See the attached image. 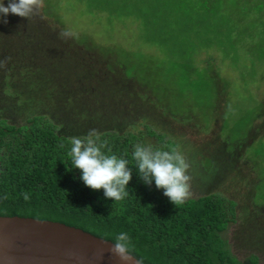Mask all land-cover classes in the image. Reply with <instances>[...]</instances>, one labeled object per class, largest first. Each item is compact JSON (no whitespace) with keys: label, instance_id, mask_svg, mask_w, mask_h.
Wrapping results in <instances>:
<instances>
[{"label":"rangeland","instance_id":"1","mask_svg":"<svg viewBox=\"0 0 264 264\" xmlns=\"http://www.w3.org/2000/svg\"><path fill=\"white\" fill-rule=\"evenodd\" d=\"M171 1L44 0L29 20L0 14V117L46 115L70 137L153 125L191 164L189 198L238 202L233 249L264 264V25L227 54Z\"/></svg>","mask_w":264,"mask_h":264},{"label":"trees","instance_id":"2","mask_svg":"<svg viewBox=\"0 0 264 264\" xmlns=\"http://www.w3.org/2000/svg\"><path fill=\"white\" fill-rule=\"evenodd\" d=\"M192 1L172 0L170 7H177L175 13L188 24H205L215 35L212 45L227 54L238 53L246 36L254 34L252 22L264 25V0H232L238 3L230 6L224 0H198V5L195 0L194 6ZM189 46L194 55L197 48ZM98 132L100 140L107 141L103 151L110 148L129 160L132 178L123 200L108 199L103 189L84 184L81 170L67 155L70 136L60 133L53 119L38 114L15 125L0 117V216L59 221L113 242L126 232L133 246L130 254L142 264H263L260 255L242 259L233 249L228 233L238 222L235 199L210 193L175 206L154 180L151 185L142 180L132 158L134 145H148L144 137L149 136L155 139L154 148L179 149L173 138L150 124L139 132ZM22 193L30 198L25 200Z\"/></svg>","mask_w":264,"mask_h":264},{"label":"clouds","instance_id":"3","mask_svg":"<svg viewBox=\"0 0 264 264\" xmlns=\"http://www.w3.org/2000/svg\"><path fill=\"white\" fill-rule=\"evenodd\" d=\"M44 6V0H9L7 6L0 0V14L6 16L9 13L26 17L40 15ZM7 23L5 19L3 21ZM62 36L71 35L64 32ZM70 150L67 155L72 165L81 170L84 184L93 190L103 189L104 196L113 201L123 200L128 196V184L132 178V170L128 167L129 160L107 153V141L100 140L97 129H90L84 136L70 137ZM61 148L64 144L60 145ZM132 158L136 162L142 180L151 185L155 181L158 189H163L164 195L175 205L183 204L191 196V182L193 177L189 173L191 164L187 156L176 147L169 150L154 148L151 144L137 143L134 145ZM25 200L30 197L28 193H22ZM131 237L126 232L117 234L109 251L118 257L122 264H129L133 257ZM76 259H80L75 253H70ZM99 258H102L99 257ZM136 264H142L136 261Z\"/></svg>","mask_w":264,"mask_h":264},{"label":"water","instance_id":"4","mask_svg":"<svg viewBox=\"0 0 264 264\" xmlns=\"http://www.w3.org/2000/svg\"><path fill=\"white\" fill-rule=\"evenodd\" d=\"M113 243L59 221L0 216V264H122L109 251Z\"/></svg>","mask_w":264,"mask_h":264}]
</instances>
